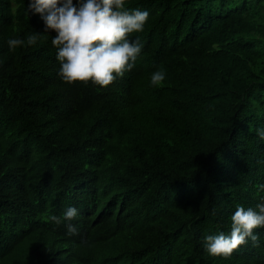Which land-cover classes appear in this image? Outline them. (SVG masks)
Masks as SVG:
<instances>
[{
    "label": "trees",
    "instance_id": "16d2710c",
    "mask_svg": "<svg viewBox=\"0 0 264 264\" xmlns=\"http://www.w3.org/2000/svg\"><path fill=\"white\" fill-rule=\"evenodd\" d=\"M28 5L0 0V264H264V229L227 259L202 239L264 195V0H125L144 48L106 89L59 78L55 32L9 50L44 34Z\"/></svg>",
    "mask_w": 264,
    "mask_h": 264
},
{
    "label": "clouds",
    "instance_id": "9594fccd",
    "mask_svg": "<svg viewBox=\"0 0 264 264\" xmlns=\"http://www.w3.org/2000/svg\"><path fill=\"white\" fill-rule=\"evenodd\" d=\"M28 7L43 21L44 34L9 38L7 46L10 51L34 47L45 34L55 32L51 43L60 66L58 76L66 84L90 83L106 89L133 70L144 48L139 37H130L144 31L150 13L127 8L125 0H29ZM166 75L162 68L152 72L150 86H162ZM255 134L264 142V127L256 128ZM258 191L264 193V183L258 185ZM79 215V210L70 206L61 216L51 215L48 220L63 223L68 235L74 236L79 231L74 223ZM230 219L229 232L203 236V248L209 256L227 259L242 246H260L261 235L255 230L264 229V195L255 207L237 205Z\"/></svg>",
    "mask_w": 264,
    "mask_h": 264
}]
</instances>
